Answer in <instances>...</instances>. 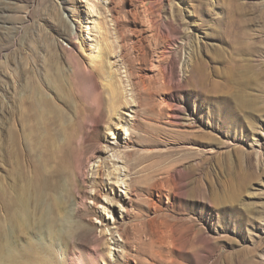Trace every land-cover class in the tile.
Returning a JSON list of instances; mask_svg holds the SVG:
<instances>
[{
    "label": "rangeland",
    "instance_id": "rangeland-1",
    "mask_svg": "<svg viewBox=\"0 0 264 264\" xmlns=\"http://www.w3.org/2000/svg\"><path fill=\"white\" fill-rule=\"evenodd\" d=\"M1 235L25 264H264V0H0Z\"/></svg>",
    "mask_w": 264,
    "mask_h": 264
},
{
    "label": "bare ground",
    "instance_id": "bare-ground-1",
    "mask_svg": "<svg viewBox=\"0 0 264 264\" xmlns=\"http://www.w3.org/2000/svg\"><path fill=\"white\" fill-rule=\"evenodd\" d=\"M183 1V0H182ZM164 52V51H163ZM186 66V65H184ZM164 74L169 78V79H172V74H173V63H171L170 66H166L164 68ZM170 81V80H169ZM173 81V80H172ZM179 86V85H178ZM115 96V95H114ZM110 97H111V100L113 99L112 98V94H110ZM39 98V97H38ZM111 112V111H110ZM110 116L111 115H108L107 117V121H106V125L108 128H111L112 127V124L109 122L110 121ZM174 118H178V115H174ZM132 134L131 133H128L127 134V137H126V141H125V145H128V143H130V140L132 138ZM100 154L103 153L102 150L99 151ZM105 153V152H104ZM110 162L108 161H104L102 162V164H99L97 166V171H96V176L97 178L100 180L101 182V179L104 175V173L102 172V169L103 167L106 168L108 166ZM143 169L146 168V165H143L142 167ZM113 180H116L115 182ZM118 178L116 176V173L114 171L112 172H108L107 174V181L106 183H100V186L99 188L102 190H104L105 188L108 189V194H109V191H114V198H117V193L114 189V187L116 186V183L118 182ZM50 185L45 181L44 178L42 177H39V178H36L35 179V182L32 186V200L34 202V206H35V210L37 212H41V213H44L41 215V218H40V221H38V224H42L43 225V220L46 221V223H50V220L47 219L45 216V214L47 215L48 214V208L45 206V203H46V192L48 190H51L49 189ZM95 188L98 187L97 184H95L94 186ZM121 187V186H120ZM104 188V189H103ZM126 190H127V194L130 195V190H131V187H130V184H127L126 186ZM27 191V190H26ZM100 190H96L94 194H92V199H97V194L99 193ZM21 195V194H20ZM21 202L17 204H20V209H22V211H26L27 210V204H28V195L27 193L24 191L21 195ZM128 197V196H127ZM126 197V198H127ZM19 198V197H18ZM19 200V199H18ZM51 203L55 206L56 209L59 208V202L58 200H54L53 197H51ZM33 204V203H32ZM79 208V207H78ZM22 214H16L15 217H13V222L14 224H19L20 227H22V230H25L27 229L26 227V224H25V221L24 219L22 220ZM40 215V214H39ZM47 226V225H46ZM42 227V226H41ZM34 228V227H33ZM40 228V227H39ZM48 228V227H47ZM47 228H44V229H47ZM48 230V229H47ZM50 231H52V229H49ZM23 233V232H22ZM50 233V232H49ZM27 234V233H25ZM5 236V235H4ZM55 237V236H54ZM2 238L3 240V235H1L0 239ZM28 240V239H27ZM13 244V243H12ZM29 245V244H28ZM14 246V245H13ZM29 252L28 255H32L30 252L33 253V251H31V249L28 250ZM35 253V252H34ZM19 255L20 253L17 252V250H15L12 245H9L7 240L6 242H2L0 240V262H3V264H25L24 262H22V260H20L19 258ZM35 256V254H33ZM32 255V256H33ZM27 257V256H26ZM29 257V256H28ZM31 258V257H30ZM33 258V257H32ZM34 260V259H33ZM71 260V259H70ZM73 263V262H72ZM81 264V263H80Z\"/></svg>",
    "mask_w": 264,
    "mask_h": 264
},
{
    "label": "clouds",
    "instance_id": "clouds-1",
    "mask_svg": "<svg viewBox=\"0 0 264 264\" xmlns=\"http://www.w3.org/2000/svg\"><path fill=\"white\" fill-rule=\"evenodd\" d=\"M0 264H3V262H0Z\"/></svg>",
    "mask_w": 264,
    "mask_h": 264
}]
</instances>
